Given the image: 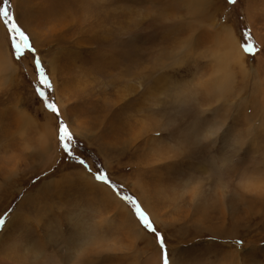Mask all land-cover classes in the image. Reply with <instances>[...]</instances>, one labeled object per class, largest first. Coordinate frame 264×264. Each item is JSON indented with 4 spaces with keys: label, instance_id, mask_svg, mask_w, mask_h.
<instances>
[{
    "label": "rangeland",
    "instance_id": "obj_1",
    "mask_svg": "<svg viewBox=\"0 0 264 264\" xmlns=\"http://www.w3.org/2000/svg\"><path fill=\"white\" fill-rule=\"evenodd\" d=\"M62 1L0 0V264H264V0Z\"/></svg>",
    "mask_w": 264,
    "mask_h": 264
},
{
    "label": "bare ground",
    "instance_id": "obj_2",
    "mask_svg": "<svg viewBox=\"0 0 264 264\" xmlns=\"http://www.w3.org/2000/svg\"><path fill=\"white\" fill-rule=\"evenodd\" d=\"M64 1V0H63ZM62 1V2H63ZM190 3H193V5L194 6H196V5H200V2L199 1H197V0H194V1H191ZM208 3V2H207ZM192 5V6H193ZM188 6V5H187ZM192 8V7H191ZM252 10V9H251ZM249 23L251 24V25H253L252 23H253V16H249ZM256 35V34H255ZM224 37H225V40H226V49H227V52H228V54H230L231 53V51H232V53H231V56H230V58L228 59V61L229 60H232V61H234L235 62V60H236V58L238 59V61H240V59H242L243 57H244V51H243V49L241 48V45H240V43L237 41V39L234 37V34L233 33H231V30L230 29H225L224 28ZM257 37V36H256ZM255 37V38H256ZM259 41H260V43L262 44V46H264V38H260L259 37ZM5 46V45H4ZM2 51V52H1ZM3 55H4V57H3ZM224 58V57H223ZM14 62H12L11 61V59H10V53L8 52V50H7V48L6 47H4L2 50H1V47H0V68L2 67V68H4V67H7V68H13V66H14V64H13ZM236 63V62H235ZM56 74V72H55V70H53V75H55ZM226 75V74H225ZM230 78V77H229ZM221 79L223 80V77H222V72H220L219 74H218V76H215V78L213 79V81H214V85H215V88H218V91L217 92H219V96L220 97H226L229 93H231V91L230 90H228L227 88H225V89H223L224 88V86H223V82L221 81ZM224 90V91H223ZM208 111V110H207ZM194 117V116H193ZM24 120V119H23ZM45 125V124H44ZM44 127H46L45 128V131H47V126L45 125ZM212 128V127H211ZM217 129H218V126H216L215 127V129H214V134H212V135H215L214 137H216V131H217ZM194 130V129H193ZM197 132V131H196ZM46 133V132H45ZM43 134V133H42ZM209 134V133H208ZM43 136H44V134H43ZM47 136V135H46ZM42 137V136H41ZM186 137H188V135L186 136ZM43 138V137H42ZM193 139H197L198 138V135H196V136H194V137H192ZM216 139V138H215ZM45 140H46V138H45ZM183 143V142H182ZM200 143V142H199ZM42 149V148H41ZM43 152V151H42ZM47 156H48V154H47ZM79 174H81V173H79ZM82 175H84V173L82 174ZM68 179H69V177H67ZM83 178V177H82ZM72 179V178H71ZM73 180V179H72ZM76 180V179H75ZM82 180V179H81ZM92 180V179H91ZM86 182V181H85ZM89 182V181H88ZM86 183V185H90V183ZM91 182V181H90ZM97 183V182H96ZM96 185V184H95ZM97 186V185H96ZM86 187V186H85ZM88 187H90V186H88ZM247 187V189L248 190H251V189H249L248 188V186H246ZM246 187H244V188H246ZM243 189V188H242ZM93 190V189H92ZM96 190H97V188H96ZM98 192H100L102 195H104V198H105V200H104V202H106L107 204H109L110 206H112L113 208L114 207H120L121 208V211L123 212V216L125 217V215L127 214V218H128V221L130 220L131 221V224L129 225L128 224V226H130V230L134 233V234H136L137 236H141L142 238H144V235H146V233H144V231H142L141 229H139L138 228V226L137 225H135L134 223H133V220H132V218H130L131 216L129 215V213H127L126 212V210L124 211V207H123V202L122 201H120L118 198H116L115 196H113L110 192H108L106 189H104V188H102V187H98ZM253 192L257 195V194H259V195H261V196H264V191L259 187V186H257V187H255L254 189H253ZM258 196V195H257ZM260 197V196H259ZM126 209V208H125ZM152 211V210H151ZM129 221V222H130ZM133 225V226H132ZM83 233H84V231H83ZM147 238H149V237H147ZM79 239H81L82 241H84L85 243H86V239H87V237L86 236H84V235H80V238ZM150 239V238H149ZM80 240V241H81ZM73 242V241H72ZM74 243V242H73ZM149 243L150 244H152L153 242H151V241H149ZM35 244V243H34ZM43 245V244H42ZM30 247H33L32 249H37V250H40V251H42V249H39V245L38 244H35V245H30ZM154 248H155V255H158L159 253H160V251H159V249L157 248V247H155V246H153ZM29 248V247H28ZM28 248L26 247V249H25V252H27L28 254L30 253V251H28ZM83 248V247H82ZM31 252H32V250H31ZM34 255V254H33ZM35 255H38V256H41V254L39 253V252H37V253H35ZM17 257V256H16ZM19 259H20V257H19ZM40 264V263H39ZM172 264H175L174 263V261L172 260Z\"/></svg>",
    "mask_w": 264,
    "mask_h": 264
},
{
    "label": "snow or ice",
    "instance_id": "obj_3",
    "mask_svg": "<svg viewBox=\"0 0 264 264\" xmlns=\"http://www.w3.org/2000/svg\"><path fill=\"white\" fill-rule=\"evenodd\" d=\"M233 3H235V0H233ZM0 17H8V19L4 20L5 25L7 26L9 33H16L19 35L20 38V42L16 43L15 39L13 38L12 41V47L15 50V54L18 58H23L24 56V50L28 49L29 54H31L32 52L35 51L34 48H32V46L29 44L28 41V37L24 35V33L20 30V28L17 26V24L15 22L11 21V17L9 16V11L7 9H0ZM21 45H23V47H21ZM251 46H246L245 47V51L250 52ZM37 64H39V60L36 61ZM40 75H41V82L46 86V87H50V83L47 80V78L44 77L43 74V70H40ZM43 93H41L42 95ZM46 107L52 111L53 113H55L57 116H59V109L57 108V106L55 105V103H47ZM59 132H60V139L63 141L66 138L70 139L69 133H68V129L65 125H63V123H61L60 128H59ZM62 147L64 148V150L66 152L69 151V144L68 143H63ZM81 163L83 164V161H81ZM98 180H102L105 181L106 183L108 182L106 177L103 175L97 176L96 177ZM137 213L140 216L141 221L143 222V224L145 225V227L151 229L152 231H155V229L151 228V224L148 221L146 214L144 212H142L139 208H137ZM0 224H3V221L0 220ZM158 242L159 245L161 247V249L164 248V239L163 237H158ZM163 260H164V264H169V257L168 254L165 252L163 255Z\"/></svg>",
    "mask_w": 264,
    "mask_h": 264
}]
</instances>
